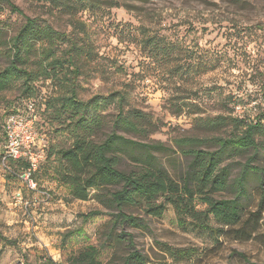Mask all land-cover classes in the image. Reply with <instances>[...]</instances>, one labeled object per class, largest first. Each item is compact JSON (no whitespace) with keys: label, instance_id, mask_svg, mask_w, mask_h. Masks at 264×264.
<instances>
[{"label":"rangeland","instance_id":"374dc122","mask_svg":"<svg viewBox=\"0 0 264 264\" xmlns=\"http://www.w3.org/2000/svg\"><path fill=\"white\" fill-rule=\"evenodd\" d=\"M10 1L23 14L0 0L3 36H13L27 18H35L93 50L79 61L78 98L87 101L117 90L125 92L128 108L142 111L159 126L148 137L135 139L164 142L176 149L175 138L202 136L196 128L201 117L232 115L254 120L264 114V0H98L93 9L82 11L88 1L70 0L76 5L72 11L87 24L85 34L69 24L70 15L48 2ZM148 38H155L157 45H147ZM7 64V54L0 53V71ZM68 76L71 73L63 70L55 80L40 79L32 94L39 115L36 109L31 129L39 136L37 142L47 139L37 130L38 120L39 127L51 131L53 144L51 157L37 175L38 186L31 188L22 179L8 177L7 161L0 155V264H39L47 256L68 264L72 255L89 246L99 249L100 264H122L128 254V248L108 241L111 227L107 224L114 210L94 197L74 199L69 186L59 179L63 163L56 150L68 147L72 136L53 111L46 110V101L68 94ZM24 95L21 83L0 93V154L6 152V134L3 143L1 136L8 112L18 103L20 116L29 114ZM102 112L114 119L118 110L114 105L103 106ZM111 130V126L104 129ZM159 155L178 178L187 160L180 152ZM256 163L264 164V153ZM261 195L256 178L251 179L244 221L258 210ZM143 216L146 229L124 226L116 232L132 233L149 264H175L164 250L165 243L195 248L198 253L191 264H249L234 252L264 263V212L256 217L260 223L250 240H236L232 233L185 231L172 205L161 217Z\"/></svg>","mask_w":264,"mask_h":264},{"label":"trees","instance_id":"16d2710c","mask_svg":"<svg viewBox=\"0 0 264 264\" xmlns=\"http://www.w3.org/2000/svg\"><path fill=\"white\" fill-rule=\"evenodd\" d=\"M1 1L7 2L12 11L23 14L10 0ZM38 1L64 10L70 15L69 24L74 30L87 32L86 22L72 11L76 5L73 6L70 0ZM85 1H88L87 6L81 11L93 9L98 0ZM3 34L0 29V53L7 54L8 64L0 71V93L21 83L25 92L22 99L35 101L37 116L38 102L32 95L36 91V82L55 80L63 70L71 73L65 81L68 94L46 101V110L51 109L72 136L68 147L56 150L63 163L58 170L59 179L69 186L74 199L94 197L104 207L114 210L113 219L107 224L111 227L108 241H112L114 247L128 248L122 264H149L150 259L136 248L132 233L125 230L117 233L116 229L124 226L146 229L148 223L143 215L161 217L167 205L174 207L179 225L185 231L204 230L216 235L232 233L236 240L252 239L260 223L256 217L264 212V164L256 163L264 153V114H261L263 118L254 120L232 115L201 117L196 128L202 131V136L175 138L176 149L164 142H143L133 136L148 137L159 126H155L142 111L128 108L125 92L117 90L87 101L78 98L75 82L81 74L79 61L85 54H93V50L86 49L84 44L69 38V34L52 24H41L35 18H27L13 36L8 38ZM155 41V38H148L145 43L157 45ZM113 105L118 113L111 119L103 114L102 108ZM36 126L38 132L47 135L48 142L44 161L32 172V179L38 186L37 175L51 157L53 144L51 131L39 127L38 120ZM109 126L111 132L104 131ZM5 134L3 127L2 143ZM166 152H180L187 160L178 178L170 174L159 155ZM0 155L7 161V176L21 181L20 176L29 169V162L13 159L4 151ZM253 178L262 191L261 200L258 210L249 213V218L244 221ZM163 247L175 264H191L198 253L193 247L178 248L166 243ZM234 254L249 264H258L251 262L244 252ZM98 256L99 249L89 246L72 255L68 264H100ZM39 264L61 263L47 256L40 258Z\"/></svg>","mask_w":264,"mask_h":264},{"label":"built area","instance_id":"2783aa9c","mask_svg":"<svg viewBox=\"0 0 264 264\" xmlns=\"http://www.w3.org/2000/svg\"><path fill=\"white\" fill-rule=\"evenodd\" d=\"M25 107L29 112L26 116H20L22 113L14 107L5 119V153L13 159H26L29 162V169L21 174L20 179L25 181L29 187L35 188L36 183L32 179V172L36 171L44 161L48 142L47 139L45 140L43 138L37 142L39 136L31 129V125L33 126L34 119L36 118L35 101L28 100ZM17 127L21 128L19 132L16 130ZM16 195L20 200L21 192H18Z\"/></svg>","mask_w":264,"mask_h":264}]
</instances>
